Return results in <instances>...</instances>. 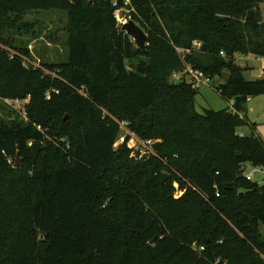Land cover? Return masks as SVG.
Returning a JSON list of instances; mask_svg holds the SVG:
<instances>
[{
  "label": "trees",
  "instance_id": "1",
  "mask_svg": "<svg viewBox=\"0 0 264 264\" xmlns=\"http://www.w3.org/2000/svg\"><path fill=\"white\" fill-rule=\"evenodd\" d=\"M262 4L0 0V98H28L26 121L0 120V264H264V183L245 178L264 168V141L237 134L264 78L246 80L235 61L264 60ZM121 9L144 51L120 32ZM29 11L67 15L53 78L25 66L27 42L12 36ZM187 67L226 73L215 91L232 106L197 113L199 87L170 81ZM119 123L155 141L156 157L114 149Z\"/></svg>",
  "mask_w": 264,
  "mask_h": 264
},
{
  "label": "rangeland",
  "instance_id": "2",
  "mask_svg": "<svg viewBox=\"0 0 264 264\" xmlns=\"http://www.w3.org/2000/svg\"><path fill=\"white\" fill-rule=\"evenodd\" d=\"M262 19L264 22V4L260 5ZM119 27L122 23L132 20L125 9L118 10L114 14ZM22 24H31L30 28L20 29V33L12 32V36L27 42V49L30 56L25 58V66L39 71L42 76L55 77L54 71H49L47 65H57L66 60L67 38H68V19L65 12L62 11H29L22 16ZM0 50L6 49L0 45ZM236 64L244 69L243 76L246 80H255L264 78V60L251 55L249 59L236 56ZM182 72H174L170 81L177 82L174 76L180 77ZM226 73L222 78L214 77L207 85L198 88L195 97V110L202 114L206 110L220 111L230 108L229 102L223 100L215 91V87L224 83ZM27 100L4 99L0 98V120L13 121L14 114L19 120L26 121L23 117L24 105ZM244 115L247 125L239 128L237 134L240 136H258L264 141V95L251 97L245 104ZM122 145V138H118L113 148L116 149ZM20 160V159H19ZM21 168V160L19 161ZM14 168L15 161L11 163ZM16 169V168H14ZM252 174L251 181L262 183L264 177V168H253L247 165L245 176ZM246 178V177H245ZM264 229V227H263Z\"/></svg>",
  "mask_w": 264,
  "mask_h": 264
},
{
  "label": "built area",
  "instance_id": "3",
  "mask_svg": "<svg viewBox=\"0 0 264 264\" xmlns=\"http://www.w3.org/2000/svg\"><path fill=\"white\" fill-rule=\"evenodd\" d=\"M125 2L127 3L128 0H125ZM123 23H125V21ZM23 61L25 64L26 60L23 59ZM174 77L177 79L180 78V77H177L176 75ZM183 77H184V80L192 83L193 86L197 88L202 85H207L211 81L208 77L204 76L201 72L195 71L189 67H187L184 70ZM45 98L49 99V93L45 94ZM26 100H28V98ZM125 126H126V123H119V127L121 130L119 138H122V145L125 144L126 148L130 151L129 157L136 161H139L142 159H148L152 156L156 157L155 151L153 149V145L155 144V141L141 140L138 137H136L133 133L129 132ZM36 129L38 131H42L40 126H36ZM251 176L252 174L246 175V179L251 180ZM173 187L176 189L174 196H173L176 199L182 195V192L177 191V185L175 183L173 184ZM216 196L218 195L216 194Z\"/></svg>",
  "mask_w": 264,
  "mask_h": 264
},
{
  "label": "water",
  "instance_id": "4",
  "mask_svg": "<svg viewBox=\"0 0 264 264\" xmlns=\"http://www.w3.org/2000/svg\"><path fill=\"white\" fill-rule=\"evenodd\" d=\"M120 32L128 36L136 48L141 51L145 50L147 45V35L134 21L128 20L123 23L120 27ZM119 148H122V145H120ZM19 161V157L16 156L14 168L18 169L20 167ZM168 178L169 176L167 174H162L160 184H163ZM262 183H264V177Z\"/></svg>",
  "mask_w": 264,
  "mask_h": 264
},
{
  "label": "crops",
  "instance_id": "5",
  "mask_svg": "<svg viewBox=\"0 0 264 264\" xmlns=\"http://www.w3.org/2000/svg\"><path fill=\"white\" fill-rule=\"evenodd\" d=\"M249 57H251V55L244 56L245 59H249ZM229 106H230V107L232 106V102H229Z\"/></svg>",
  "mask_w": 264,
  "mask_h": 264
}]
</instances>
